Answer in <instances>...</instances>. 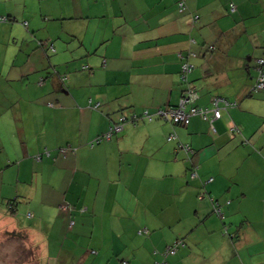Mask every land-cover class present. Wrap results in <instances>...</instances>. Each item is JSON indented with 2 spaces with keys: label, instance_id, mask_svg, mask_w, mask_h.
<instances>
[{
  "label": "crops",
  "instance_id": "1",
  "mask_svg": "<svg viewBox=\"0 0 264 264\" xmlns=\"http://www.w3.org/2000/svg\"><path fill=\"white\" fill-rule=\"evenodd\" d=\"M0 15L11 17L0 23V256L264 264V205H243L246 185L264 180V90L253 92L264 0H0ZM188 51L193 104L237 102L220 105L215 130L200 115L188 125L155 115L98 142L125 115L180 103ZM179 240L185 247L165 255Z\"/></svg>",
  "mask_w": 264,
  "mask_h": 264
},
{
  "label": "built area",
  "instance_id": "2",
  "mask_svg": "<svg viewBox=\"0 0 264 264\" xmlns=\"http://www.w3.org/2000/svg\"><path fill=\"white\" fill-rule=\"evenodd\" d=\"M183 5L184 4L181 3L182 8H184ZM233 9H234V7H233ZM258 61L260 64L259 76H258L257 83L254 87L255 90L264 89V72L262 69V66L264 64V58H260V59H258ZM192 70H193V64H191L190 62H185L182 65L181 80L187 84V87L184 91V94H183L181 100H180V103L176 106H170V107H167L165 109L164 108L159 109L156 114L162 115L165 118H169L172 121H174L175 123H180V124H185V125L189 124L192 116L200 115L203 119L209 120L211 123V127L215 130L214 125H213V121L222 116V108L220 107V104L224 103L226 106H228V105H234L235 103L230 102V101H228L224 98H221V97H216L213 101L212 107L191 106L189 108V105L196 98L195 89L190 84V82L188 80V76L192 72ZM210 113H212V115H210ZM143 114L148 119L153 118L152 112H150L147 109L144 111ZM137 118H139V117H138V115L135 114L134 116H132V121L136 120ZM126 122H127L126 117H124V116L121 117L119 122L114 124L113 126H111L110 130L107 133H105L104 135H102V137L101 136L98 137L97 141L98 142L102 141V139H104V138L107 140L111 139L114 134H116L117 132H119L123 129ZM237 129L238 128L236 125H231V130H237ZM182 146H184V148L187 151H192L188 144L182 145ZM196 174H197V172L195 170V172H193L192 175L196 176ZM61 209L69 211V210H72L73 208L69 204H67V205H61ZM73 223H74V220L71 221V225ZM182 247H185V242L183 240H179V241H176L174 245L168 246L165 249L164 253H165V255L174 254L177 252L178 249H180ZM123 264H128V262L124 261Z\"/></svg>",
  "mask_w": 264,
  "mask_h": 264
},
{
  "label": "trees",
  "instance_id": "3",
  "mask_svg": "<svg viewBox=\"0 0 264 264\" xmlns=\"http://www.w3.org/2000/svg\"><path fill=\"white\" fill-rule=\"evenodd\" d=\"M181 3H183V2H180L179 3V9L181 10V11H183L184 9H185V5H183L184 6V8H182V6H181ZM184 4V3H183ZM233 7H234V9H233ZM234 10H235V5L234 4H231V7H230V11L231 12H234ZM196 18V17H195ZM11 19V17L10 16H8V15H0V23H2V22H7V21H9ZM27 23V22H26ZM25 23V24H26ZM49 46V48L52 50V51H55L56 49H55V47H54V44L53 43H51V44H49L48 45ZM210 48L211 49H213L214 48V45H211L210 46ZM181 57L183 58V61H182V64H181V72H182V65L185 63V62H190L191 64H193V70H194V67H195V64L192 62V60L191 59H193V58H195V57H197V53L196 52H194V51H188L186 54H183V55H181ZM264 58V57H263ZM259 66H260V64H259V61L257 60L256 61V70H257V80H258V76H259ZM84 68L85 69H87L88 68V66H84ZM262 69H263V72H264V64H263V66H262ZM192 70V71H193ZM192 73V72H191ZM190 73V74H191ZM58 74V73H57ZM190 74H189V76H188V80H189V82H190V84L194 87V89H195V93H196V96H197V90H196V88H195V86L193 85V83H192V81L190 80ZM63 80H65L66 79V77H67V75H63V74H58ZM180 78H181V75H180ZM257 80H256V82H255V84H254V86H253V92H257V91H261V90H264V89H259V90H255L254 89V87H255V85H256V83H257ZM181 82L182 83H184L182 80H181ZM184 84H186V83H184ZM186 87H187V84H186ZM186 89V88H185ZM185 89H184V91H185ZM183 94H184V92H183ZM222 98V97H221ZM225 99V98H224ZM226 100H228V99H226ZM196 101V98H195V100L189 105V108L191 107V106H198V105H195V104H193L194 102ZM229 101V100H228ZM230 102H233V103H235L234 105H228V106H226L224 103H221V104H223V106L224 107H229V106H236L237 105V102L236 101H230ZM220 104V105H221ZM170 107V106H169ZM198 107H201V106H198ZM212 107V106H211ZM165 109V108H164ZM144 111L145 110H143L142 112H139V113H132L131 115H125L124 117H126V119H127V121L129 122V121H132V116H134L135 114L136 115H138V117L139 118H141V117H143L144 116ZM157 113V111L155 112V113H152L153 114V117L155 116V115H158V114H156ZM212 114V113H211ZM145 117V116H144ZM158 117H160V118H163V119H165V120H167V121H169V122H171L172 124H174V125H185V124H180V123H175L174 121H172L171 119H169V118H165V117H163L162 115H158ZM139 118H137L136 120H134L133 122L135 123ZM153 119V118H152ZM136 124V123H135ZM114 125V124H113ZM112 125V126H113ZM188 125V124H187ZM111 128V127H110ZM238 128V127H237ZM110 130V129H109ZM238 130V129H237ZM236 131V130H235ZM107 133V132H106ZM104 135V134H103ZM114 135H116V134H114ZM114 135L112 136V138L114 137ZM173 136V137H172ZM102 137V136H101ZM172 137V138H171ZM111 138V139H112ZM111 139H109V140H111ZM177 139V135L174 133V132H172L169 136H168V141H175ZM103 141L104 140H107V139H102ZM186 144H188L189 146H190V148H191V150L194 152V149L192 148V146L189 144V143H182V142H178V147L179 148H181L183 151H185L187 154H188V157H190L192 154H193V152L192 151H187L185 148H184V146H182V145H186ZM63 150V149H62ZM195 169H196V166L193 164V167H192V171H191V176L192 177H194L192 174H193V172H195ZM200 198H204V194H200ZM212 202H213V211L220 217V218H224V215H223V212H222V209H221V205H220V202H218L217 200H215V199H213L212 198ZM13 203H11V208L13 207V205H12ZM71 206V205H70ZM72 207V206H71ZM73 210V209H72ZM83 212L86 210L85 208H82L81 209ZM71 226H73V224L71 225ZM14 236H16V235H14ZM17 236H21L19 233H17ZM184 241V240H183ZM185 245H186V243H185ZM124 261H127V260H123L122 261V263L124 262ZM128 262V261H127Z\"/></svg>",
  "mask_w": 264,
  "mask_h": 264
},
{
  "label": "rangeland",
  "instance_id": "4",
  "mask_svg": "<svg viewBox=\"0 0 264 264\" xmlns=\"http://www.w3.org/2000/svg\"><path fill=\"white\" fill-rule=\"evenodd\" d=\"M107 140H104L103 141V143L104 142H106ZM99 145V144H98ZM98 145H96V146H98ZM87 147H91L89 144H88V146ZM246 184H248V183H246ZM255 184H256V186H255ZM255 184H254V182H252V181H250V183H249V185H246V187H247V189H248V196L244 199V202H243V205H244V209H246V208H249V209H252V210H256V208L258 209V210H260L261 209V207L264 205V180L262 179V178H258L257 179V181L255 182ZM72 204V203H71ZM130 205H131V203H130ZM74 206L72 205V208H73ZM258 211H255V215L256 216H258ZM99 227V226H98ZM186 226H183V227H181V228H174L173 229V232L175 233V232H177V231H179V230H183L184 228H185ZM92 228H93V226L92 225H90V227H89V231L91 232V230H92ZM235 230H237V225L235 226ZM109 233V232H108ZM107 233V234H108ZM145 233H148V231H146L145 230ZM230 233H232V232H230ZM147 235V234H146ZM175 242L176 241H174L173 243H171V244H169L168 246H171V245H174L175 244ZM8 246H9V244H8V242H5V243H2V244H0V253H4V252H7L8 251ZM12 246V245H11ZM14 247H15V249H16V251H17V256L18 257H20V244H14L13 245ZM12 246V247H13ZM167 246V247H168ZM166 247V248H167ZM22 248V247H21ZM259 250H261V249H259ZM94 252V251H93ZM2 253V254H3ZM175 254V253H174ZM173 254V255H174ZM263 254V253H262ZM172 255V254H171ZM17 257V259L15 260V262L16 263H18L17 261H20L19 260V258ZM12 262L13 261H10L9 259H8V256H7V254H5L4 256H0V264H12ZM32 264H34V261H33V263Z\"/></svg>",
  "mask_w": 264,
  "mask_h": 264
}]
</instances>
